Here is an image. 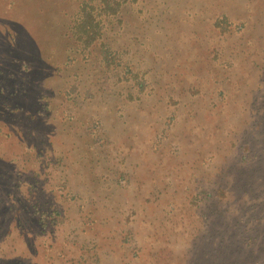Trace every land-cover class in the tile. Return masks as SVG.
I'll return each instance as SVG.
<instances>
[{
  "label": "rangeland",
  "instance_id": "374dc122",
  "mask_svg": "<svg viewBox=\"0 0 264 264\" xmlns=\"http://www.w3.org/2000/svg\"><path fill=\"white\" fill-rule=\"evenodd\" d=\"M83 1L0 0V264H264V0Z\"/></svg>",
  "mask_w": 264,
  "mask_h": 264
},
{
  "label": "trees",
  "instance_id": "16d2710c",
  "mask_svg": "<svg viewBox=\"0 0 264 264\" xmlns=\"http://www.w3.org/2000/svg\"><path fill=\"white\" fill-rule=\"evenodd\" d=\"M121 8L122 3L118 0H84L81 8L82 15L73 25L74 35L80 36V39L85 36H93V38L102 36L104 40H106V37L103 36V33L105 32L104 28H107L108 25L113 26L114 23L123 22L122 13L120 12ZM227 20L228 19L223 16L220 22L226 24ZM242 30L240 27V31ZM104 35H106V33ZM107 43L108 41H105V43L102 44V46L104 45L103 48H105L104 57L106 59H108L115 51L114 49H111ZM113 58L114 57L108 61L113 63ZM118 63L119 61L114 64Z\"/></svg>",
  "mask_w": 264,
  "mask_h": 264
}]
</instances>
